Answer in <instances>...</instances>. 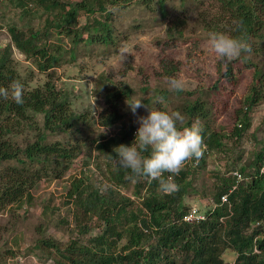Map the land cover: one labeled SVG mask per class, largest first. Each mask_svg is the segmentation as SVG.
I'll list each match as a JSON object with an SVG mask.
<instances>
[{"label": "trees", "instance_id": "16d2710c", "mask_svg": "<svg viewBox=\"0 0 264 264\" xmlns=\"http://www.w3.org/2000/svg\"><path fill=\"white\" fill-rule=\"evenodd\" d=\"M128 1L16 0L15 5L22 10L33 3L46 16L42 30L8 25L10 42L0 49V87H9L13 80H19L24 85L25 101L18 105L11 97H0V164L9 163L0 168V209L31 201L32 189L42 179L62 178L73 160L84 153L86 157L81 164L84 170L79 177L73 173L69 175L71 185L65 201L72 206V219L80 232H87L96 221L103 222L104 226L101 233L85 242L72 239L62 245L56 240L38 239L35 246L50 254L55 264H264V176L259 173L264 143L254 158L239 169L231 165L226 169L229 174L213 171L217 180L213 191L206 195L201 193L194 186L193 177L205 167L213 150L225 152L227 147L222 135L208 121L204 102L199 97L187 100L180 109L174 110L185 118L184 124L178 123V127L198 123L207 148L198 163L186 164L175 177L177 189L162 192L156 181L129 178L130 170L117 163L113 149L121 144H132L135 123L129 122L113 133L99 129L93 134L90 120L94 116L76 112L69 93L63 87L57 88L53 72L64 60L65 49L49 41L51 34L55 31L67 36L73 34L69 61H74V47L81 41L110 46L113 38L107 21L110 14L107 6ZM209 1L213 3L210 8L201 10L198 15L203 28L235 36L240 34L237 22L243 21L251 47L250 52L242 55L245 64L253 68V83L238 119L243 127L234 126L230 133L232 138L240 140L251 124L248 111L264 100V0ZM163 2L159 0L161 6ZM96 10L100 15L89 18ZM80 11L88 17L79 31ZM213 11L208 18L206 14ZM91 30L98 33L93 34ZM83 31L89 32L85 38ZM13 48L30 60L39 72L52 77L48 75L40 85L31 84V77L21 76L12 57ZM161 62L166 74L177 70V62L167 59ZM72 71L73 66L64 70L66 78H70ZM225 73L229 75V69ZM94 83L96 91L104 90V106L95 123L101 129L112 127L123 117V102L133 90L127 84L112 83L106 75H101ZM168 94L164 89L155 92L164 99H168ZM38 115H42L41 125ZM81 128L91 135L88 140L76 136ZM56 133L67 134L68 140L48 139L49 134ZM20 134H26L22 144L15 139ZM92 162L94 165L90 167ZM92 169L100 172L102 179L107 181L106 187L90 182ZM192 193L200 199L209 198L211 202L202 209L205 219L189 223L184 217L192 207L185 204L184 198ZM223 194H227V200L222 202ZM122 239L124 243L120 245ZM227 251L235 254L232 263L224 258Z\"/></svg>", "mask_w": 264, "mask_h": 264}, {"label": "rangeland", "instance_id": "374dc122", "mask_svg": "<svg viewBox=\"0 0 264 264\" xmlns=\"http://www.w3.org/2000/svg\"><path fill=\"white\" fill-rule=\"evenodd\" d=\"M76 2L79 0H69ZM130 0L126 4L107 6L110 12L107 21L111 25L113 42L110 46L100 43L79 42L75 47V59L69 61L71 38L64 33L53 32L49 41L62 45L64 60L55 68L53 78L57 88L63 87L69 93L72 108L76 112H88L95 116L90 121L93 134L98 130L113 133L123 125L133 122L139 127L137 117L146 116L145 108L137 109L134 115L127 103L137 99L148 107L163 110H177L189 100L199 97L208 109V121L222 135L226 151L213 150L206 159V165L193 177V184L203 194L213 191L217 180L213 171L225 172L234 165L239 169L252 160L258 148L264 143V100L251 107L248 111L250 126L243 131L240 140L232 138L230 133L234 126L242 128L241 116L243 101L249 94L253 83V68L242 57L236 60L217 62L209 51L206 39L208 30L204 29L198 15L213 4L209 0ZM16 0H0V49L10 42L7 31L8 25L19 28H34L42 30L46 13L35 4L22 8L15 5ZM120 4V5H119ZM214 13L206 14L209 18ZM99 10L89 14V18L98 16ZM88 15L82 11L77 17V29L86 23ZM104 19L103 17H99ZM93 34L94 30L90 31ZM83 31L82 37L88 35ZM81 35V34H79ZM127 53V58L121 62V51ZM12 57L24 78H30V83L40 85L50 74L39 72L30 60L17 49H12ZM162 59L177 62V70L166 74L161 68ZM73 66L70 78H66L64 70ZM79 67V68H78ZM230 71L226 75V71ZM106 75L112 83L120 86L129 85L133 92L129 99L123 102V117L112 127H101L95 123L98 112L104 106L102 92L95 90V79ZM175 77L184 83L183 91H169L167 79ZM216 84V87L214 85ZM164 89L169 92L165 104H154L156 90ZM148 99V100H146ZM147 102H146V101ZM129 101V102H128ZM93 103L95 105L93 109ZM245 109V108H244ZM37 121L41 125L42 115ZM185 122V118H184ZM31 133V132H29ZM88 135V136H87ZM26 134H20L15 139L22 144ZM76 136L81 140L90 138L88 131L81 128ZM48 139L68 140L64 133L49 134ZM84 153L73 160L67 173L60 179H42L32 189L31 201L6 206L0 209V264H55L50 254L36 247L37 240L46 238L59 241L62 245L72 239L81 242L91 236L101 233L104 223L96 221L87 232H80L72 219V206L66 203V195L71 185V173L79 177ZM9 163L0 164V168ZM93 162L90 167H93ZM81 169V171H80ZM90 182L96 186L106 187L107 181L102 179L100 172H93ZM206 197V196H204ZM184 202L189 207L205 209L208 199H200L196 193L188 194ZM124 243L122 239L120 245ZM226 262L232 263L235 254L227 251L224 255Z\"/></svg>", "mask_w": 264, "mask_h": 264}, {"label": "clouds", "instance_id": "9594fccd", "mask_svg": "<svg viewBox=\"0 0 264 264\" xmlns=\"http://www.w3.org/2000/svg\"><path fill=\"white\" fill-rule=\"evenodd\" d=\"M236 29L240 34L235 36L214 30L207 33V47L217 62L236 60L251 51L243 21L237 22ZM126 58L127 53L122 50L119 59L124 62ZM166 83L169 91L184 90L183 81L175 77H169ZM0 97H11L16 104L23 105L24 85L19 80H13L9 87H0ZM153 103L164 105V97H155ZM127 105L134 115L139 108H145L147 115L137 117L139 127L132 144H121L113 149L118 165L130 170L129 178L156 181L162 192L177 189L175 177L187 163H198L206 151L200 125L193 123L189 127H178V123L184 124V117L178 111L150 108L139 99ZM165 173L168 175L165 176Z\"/></svg>", "mask_w": 264, "mask_h": 264}, {"label": "built area", "instance_id": "2783aa9c", "mask_svg": "<svg viewBox=\"0 0 264 264\" xmlns=\"http://www.w3.org/2000/svg\"><path fill=\"white\" fill-rule=\"evenodd\" d=\"M137 131V127L134 129V133H136ZM189 163H192L193 165L196 164L195 161H192V162H189ZM187 163V164H189ZM259 173L262 174L264 176V157L260 163V166H259ZM237 175L238 178H240V175L235 173ZM221 201H226L227 200V194H223L221 195L220 197ZM184 219L189 222V223H192V222H197V221H200V220H203L205 219V214L203 213V211H201L200 209L198 208H195V207H192L185 215Z\"/></svg>", "mask_w": 264, "mask_h": 264}]
</instances>
